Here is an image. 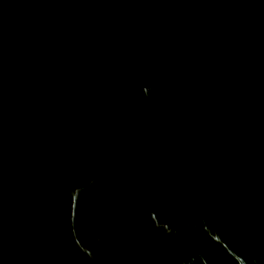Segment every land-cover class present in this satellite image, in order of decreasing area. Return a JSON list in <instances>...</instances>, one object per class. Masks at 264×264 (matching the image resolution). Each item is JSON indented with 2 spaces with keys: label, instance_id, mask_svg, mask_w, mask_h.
<instances>
[{
  "label": "water",
  "instance_id": "95a60500",
  "mask_svg": "<svg viewBox=\"0 0 264 264\" xmlns=\"http://www.w3.org/2000/svg\"><path fill=\"white\" fill-rule=\"evenodd\" d=\"M0 264H264V0H0Z\"/></svg>",
  "mask_w": 264,
  "mask_h": 264
}]
</instances>
